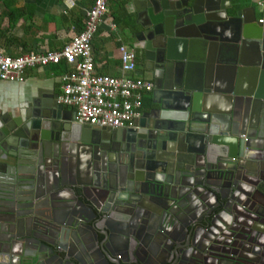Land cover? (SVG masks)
Masks as SVG:
<instances>
[{
  "label": "water",
  "instance_id": "obj_1",
  "mask_svg": "<svg viewBox=\"0 0 264 264\" xmlns=\"http://www.w3.org/2000/svg\"><path fill=\"white\" fill-rule=\"evenodd\" d=\"M134 8L152 90L130 127L77 124L55 95L0 115V264H186L197 224L262 234L264 21L232 0Z\"/></svg>",
  "mask_w": 264,
  "mask_h": 264
},
{
  "label": "crops",
  "instance_id": "obj_2",
  "mask_svg": "<svg viewBox=\"0 0 264 264\" xmlns=\"http://www.w3.org/2000/svg\"><path fill=\"white\" fill-rule=\"evenodd\" d=\"M93 0H0V51L14 58L25 53L53 52L65 45L73 32L82 28L84 13ZM240 9L250 10L256 22L264 14L254 0H232ZM138 0H109L105 15L91 40L94 71L116 78L117 48L124 45L137 51L141 43L133 33L138 27L134 5ZM68 67L60 63L45 68L25 70L22 83L0 81V115L14 116L36 95L59 96L62 74ZM133 76L150 79L146 71L135 70ZM151 100V92L142 96L140 115ZM66 111L69 108L63 107Z\"/></svg>",
  "mask_w": 264,
  "mask_h": 264
},
{
  "label": "built area",
  "instance_id": "obj_3",
  "mask_svg": "<svg viewBox=\"0 0 264 264\" xmlns=\"http://www.w3.org/2000/svg\"><path fill=\"white\" fill-rule=\"evenodd\" d=\"M108 1L93 0L84 13L81 30L73 32L57 51L29 52L14 58L0 51V81L22 83L25 70L63 63L68 69L59 78L60 95L56 102L72 110L75 123L97 129L130 127L140 116L142 96L150 92L151 83L133 76L134 52L124 45L117 48L118 77L94 71L91 40L102 22ZM254 1L264 14V0ZM263 21L259 19L258 23Z\"/></svg>",
  "mask_w": 264,
  "mask_h": 264
},
{
  "label": "flooded vegetation",
  "instance_id": "obj_4",
  "mask_svg": "<svg viewBox=\"0 0 264 264\" xmlns=\"http://www.w3.org/2000/svg\"><path fill=\"white\" fill-rule=\"evenodd\" d=\"M141 47L142 43L137 47L136 52L132 48L135 70L146 71L150 75L148 81L151 83V73L144 69V67L148 68L149 63L144 64ZM151 90L152 83L150 92ZM199 210L197 213H200ZM221 218L226 219L224 215ZM212 226L205 227L200 223L194 227L201 252L192 251V256L187 259L186 264H264V225L256 226L262 232L256 238L244 235L242 233L244 229L236 224L231 227H220L214 221ZM216 226L220 231H216ZM179 237L183 236L179 235ZM166 258L168 260L169 256L167 255Z\"/></svg>",
  "mask_w": 264,
  "mask_h": 264
},
{
  "label": "trees",
  "instance_id": "obj_5",
  "mask_svg": "<svg viewBox=\"0 0 264 264\" xmlns=\"http://www.w3.org/2000/svg\"><path fill=\"white\" fill-rule=\"evenodd\" d=\"M81 30V29H80Z\"/></svg>",
  "mask_w": 264,
  "mask_h": 264
}]
</instances>
